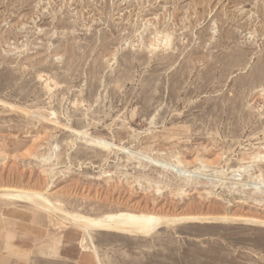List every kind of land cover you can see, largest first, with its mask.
Segmentation results:
<instances>
[{
    "label": "rangeland",
    "instance_id": "rangeland-1",
    "mask_svg": "<svg viewBox=\"0 0 264 264\" xmlns=\"http://www.w3.org/2000/svg\"><path fill=\"white\" fill-rule=\"evenodd\" d=\"M2 187L171 222L85 235L0 196L1 230L22 216L43 250L264 264V0H0Z\"/></svg>",
    "mask_w": 264,
    "mask_h": 264
},
{
    "label": "bare ground",
    "instance_id": "bare-ground-1",
    "mask_svg": "<svg viewBox=\"0 0 264 264\" xmlns=\"http://www.w3.org/2000/svg\"><path fill=\"white\" fill-rule=\"evenodd\" d=\"M2 188L0 189V196H3L5 198H13V199L18 198V199H23V201L24 200L29 201L34 206L41 207L42 209L49 211L51 214L57 217L60 216L65 222L71 223L75 227L82 229L85 232V235H90L92 230H98V229L99 230H112V231L123 232V233L126 232L132 235H140V234H146V233L148 234V233H152L153 231H155L158 228V226H161V224L171 223V222H168L169 219L160 220L161 217L159 216L149 215V214L142 213V212L136 213V212H130V211H119L116 213H110V214H105L101 216H89V215L80 214V213H72L64 209L61 205L54 203L53 201L45 197L40 192H34V191H28V190H22V189H16V188H12V189L10 188L2 189ZM198 217L195 216V219H197ZM224 219L229 220L231 219V217L225 216V218L223 217L222 220ZM241 219H243L242 221L246 220L248 222H250L252 219L254 221V218L250 220L249 218L246 219L244 217V218H240L239 220ZM179 220L180 219H172L173 222H176ZM259 221L260 220L258 221L256 220L257 223H259Z\"/></svg>",
    "mask_w": 264,
    "mask_h": 264
},
{
    "label": "crops",
    "instance_id": "crops-1",
    "mask_svg": "<svg viewBox=\"0 0 264 264\" xmlns=\"http://www.w3.org/2000/svg\"><path fill=\"white\" fill-rule=\"evenodd\" d=\"M32 221L35 220L31 219ZM15 226L0 228V264H100L92 251L76 253L77 242L74 237L64 240L55 250L41 249L37 245L42 231L30 229L29 222L16 217ZM31 223V222H30Z\"/></svg>",
    "mask_w": 264,
    "mask_h": 264
}]
</instances>
